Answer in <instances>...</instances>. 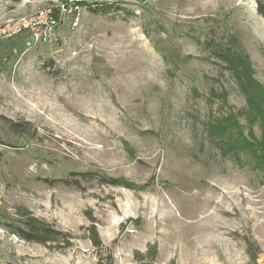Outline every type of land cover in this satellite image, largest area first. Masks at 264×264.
Here are the masks:
<instances>
[{"label":"rangeland","instance_id":"obj_1","mask_svg":"<svg viewBox=\"0 0 264 264\" xmlns=\"http://www.w3.org/2000/svg\"><path fill=\"white\" fill-rule=\"evenodd\" d=\"M260 2L0 0V264H264Z\"/></svg>","mask_w":264,"mask_h":264},{"label":"trees","instance_id":"obj_2","mask_svg":"<svg viewBox=\"0 0 264 264\" xmlns=\"http://www.w3.org/2000/svg\"><path fill=\"white\" fill-rule=\"evenodd\" d=\"M104 11H108L111 9V5L103 6ZM259 13L264 17V3H258ZM57 12V9L55 13ZM54 13V14H55ZM57 14V13H56ZM249 94V93H248ZM250 101L255 102L253 97L249 95ZM262 109L260 111L259 116L261 117V127L264 134V106H261ZM258 116V117H259ZM234 123L229 119L224 123H220L214 129L212 127L213 135L216 141L219 143L221 149L224 151H248L252 156H254L255 160L260 164L261 155L264 154V137L262 139H257L256 141L249 142L245 137L240 139L239 142L234 143L233 134L230 131V127L234 126ZM226 132V133H225ZM225 133V135H223ZM241 147V148H238ZM7 228L11 233L17 234L21 238L30 242H37L42 244H48L50 242L61 241V236L63 233L57 230L49 223H45L43 221H39L36 219H29L23 225L18 224H8ZM250 257L253 262L257 260V254L250 249Z\"/></svg>","mask_w":264,"mask_h":264},{"label":"built area","instance_id":"obj_3","mask_svg":"<svg viewBox=\"0 0 264 264\" xmlns=\"http://www.w3.org/2000/svg\"><path fill=\"white\" fill-rule=\"evenodd\" d=\"M61 7H62L63 9H65L67 6H66L65 4H62ZM57 12L60 13V9H57ZM57 12H56V13H57ZM59 13H57V16L54 15V14L52 13V15H51L52 17H50V19H51V21H52L53 23H57V22L59 21V18H58Z\"/></svg>","mask_w":264,"mask_h":264}]
</instances>
